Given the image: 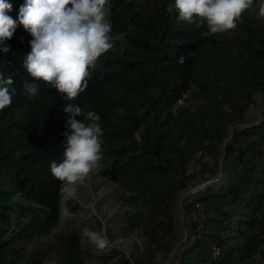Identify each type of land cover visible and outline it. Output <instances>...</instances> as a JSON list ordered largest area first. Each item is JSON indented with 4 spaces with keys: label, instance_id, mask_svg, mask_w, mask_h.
I'll return each mask as SVG.
<instances>
[{
    "label": "trees",
    "instance_id": "obj_1",
    "mask_svg": "<svg viewBox=\"0 0 264 264\" xmlns=\"http://www.w3.org/2000/svg\"><path fill=\"white\" fill-rule=\"evenodd\" d=\"M263 1L236 29L202 37L198 20H177L175 0H108L113 48L72 102L85 124L89 111L100 117L94 175L126 208L116 237L141 240L126 257L94 253L81 225L63 223L64 183L50 165L63 160L68 102L23 67L32 39L18 21L26 0H7L17 27L0 52V73L14 81L12 104L0 111V264H248L264 254ZM206 174L201 183L215 181L183 198L180 221V196Z\"/></svg>",
    "mask_w": 264,
    "mask_h": 264
},
{
    "label": "clouds",
    "instance_id": "obj_2",
    "mask_svg": "<svg viewBox=\"0 0 264 264\" xmlns=\"http://www.w3.org/2000/svg\"><path fill=\"white\" fill-rule=\"evenodd\" d=\"M108 0H26L20 7L18 21L30 33L31 51L25 56L23 67L34 81L54 88L67 101L63 111L67 114L63 160L52 162L50 171L54 178L68 186L83 184L99 171L102 159V127L100 117L89 111L85 124L76 119L82 109L73 103L88 88L89 69L99 58L113 48L112 29L105 20ZM254 0H175L179 22L206 26L202 37L224 34L237 28L243 14L253 7ZM12 4L0 0V52L8 53L6 43L17 27L7 13ZM264 18V4L259 8ZM14 81L0 73V111L12 104L10 91ZM24 89L30 96L38 95L35 83L25 81ZM84 235L99 250L109 244L106 233L85 230Z\"/></svg>",
    "mask_w": 264,
    "mask_h": 264
},
{
    "label": "rangeland",
    "instance_id": "obj_3",
    "mask_svg": "<svg viewBox=\"0 0 264 264\" xmlns=\"http://www.w3.org/2000/svg\"><path fill=\"white\" fill-rule=\"evenodd\" d=\"M261 4H264V1ZM260 19L264 23V18L260 17ZM197 160L198 157L196 161ZM203 162L206 165H211L207 160H203ZM200 170V166L198 165L193 166L191 164L189 168L190 172ZM209 176V174L200 175V177L197 178L198 184L189 186L187 191L180 196L177 202L176 211V217H178L180 221H182L181 201L183 198L190 196L208 183L215 181L212 179L204 183L200 182V179H210ZM218 177H220V173L218 174ZM61 193L63 195V223L66 221H74L75 223H78V225L82 226L81 230L83 236H85V230L98 232L99 226L101 227V232L106 233V237L109 241L108 246L104 250H94V253H105L107 248H112L111 250L115 249L126 257H130L133 252L134 243H137L140 246L141 240L136 234L129 237H116L119 228L124 225L127 215L125 214L126 211L117 212V210L122 211L123 209L126 210V208L119 200V192L114 185L96 177L93 173L83 184H77L75 186L64 184ZM183 235L185 237V232H183ZM87 246L90 247L93 246V244H87ZM49 264L54 263L50 262ZM248 264H264V254L261 255L258 252L257 254L252 255Z\"/></svg>",
    "mask_w": 264,
    "mask_h": 264
},
{
    "label": "built area",
    "instance_id": "obj_4",
    "mask_svg": "<svg viewBox=\"0 0 264 264\" xmlns=\"http://www.w3.org/2000/svg\"><path fill=\"white\" fill-rule=\"evenodd\" d=\"M185 98H186V95L185 94H182L181 95V97L176 101V103H175V105H174V107H173V112L178 108V107H180V106H182L183 104H184V100H185ZM125 212V209H123L122 211H120V210H117V212ZM116 212V213H117ZM112 248H107V250H111ZM217 250L215 249L214 250V255H217Z\"/></svg>",
    "mask_w": 264,
    "mask_h": 264
}]
</instances>
